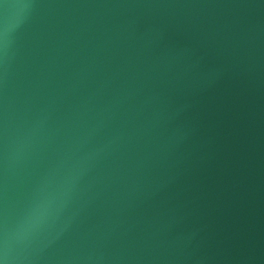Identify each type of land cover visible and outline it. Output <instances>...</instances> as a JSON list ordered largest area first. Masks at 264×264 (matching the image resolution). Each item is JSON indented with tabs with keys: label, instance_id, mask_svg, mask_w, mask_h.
Returning a JSON list of instances; mask_svg holds the SVG:
<instances>
[{
	"label": "water",
	"instance_id": "water-1",
	"mask_svg": "<svg viewBox=\"0 0 264 264\" xmlns=\"http://www.w3.org/2000/svg\"><path fill=\"white\" fill-rule=\"evenodd\" d=\"M0 264H264V0H0Z\"/></svg>",
	"mask_w": 264,
	"mask_h": 264
}]
</instances>
